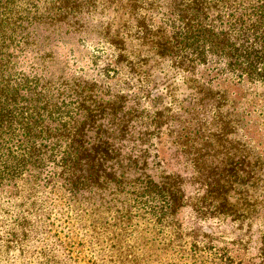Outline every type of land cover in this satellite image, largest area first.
I'll use <instances>...</instances> for the list:
<instances>
[{
	"label": "trees",
	"instance_id": "trees-1",
	"mask_svg": "<svg viewBox=\"0 0 264 264\" xmlns=\"http://www.w3.org/2000/svg\"><path fill=\"white\" fill-rule=\"evenodd\" d=\"M54 204L100 245L103 224L128 230L112 264L186 246L187 207L264 222V0H0V245L39 236ZM203 237L192 264H215Z\"/></svg>",
	"mask_w": 264,
	"mask_h": 264
},
{
	"label": "rangeland",
	"instance_id": "rangeland-1",
	"mask_svg": "<svg viewBox=\"0 0 264 264\" xmlns=\"http://www.w3.org/2000/svg\"><path fill=\"white\" fill-rule=\"evenodd\" d=\"M51 201H53L52 198ZM63 210L64 208L58 204L50 207L49 212L53 217L51 220L53 225H47V229L36 238H31L23 244L2 243L0 245V264H112L115 254L110 251V238L128 232V230L124 231V227L121 226L103 224L101 233H99L102 234L104 240L106 239L104 241L106 244L100 245L93 238V230H81V227L77 226L78 221L68 218ZM101 215L112 218L109 213ZM197 218L198 216L191 207L181 210L178 216L180 227L177 231L180 232L182 241L187 242L186 246L179 249V246L175 245L164 249L161 240L157 239L155 247L160 253L157 259H161V261L157 262L155 256L149 260V264H192L191 247L195 242H198L200 243L198 247L204 249V244H201V241L206 235L213 241L208 248H214V252L219 253V256L212 257L208 249L204 258L220 262L221 255L227 253L235 264L262 263L260 243L264 234V222L258 221L248 235L245 229L240 231L239 225L230 223V220L225 222H219L217 219L202 221ZM158 230L161 231L160 228ZM129 231H133V238L143 237L147 241L154 237L157 238L153 229L145 230V225L138 220L133 223V227ZM163 233L161 237L163 240H168L170 237L167 234H172L171 230H166ZM166 242L168 243V241ZM140 247L143 248V245L140 244ZM22 251H26V254L21 255ZM200 252L203 253V251ZM128 259L133 260L134 256H128ZM216 262L215 264H218Z\"/></svg>",
	"mask_w": 264,
	"mask_h": 264
}]
</instances>
